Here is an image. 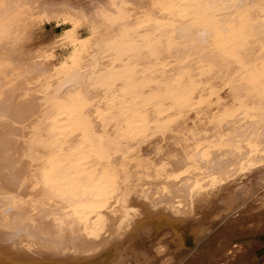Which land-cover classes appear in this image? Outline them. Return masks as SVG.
<instances>
[{
    "label": "bare ground",
    "instance_id": "6f19581e",
    "mask_svg": "<svg viewBox=\"0 0 264 264\" xmlns=\"http://www.w3.org/2000/svg\"><path fill=\"white\" fill-rule=\"evenodd\" d=\"M262 164L264 0H0V264L254 260Z\"/></svg>",
    "mask_w": 264,
    "mask_h": 264
},
{
    "label": "rangeland",
    "instance_id": "374dc122",
    "mask_svg": "<svg viewBox=\"0 0 264 264\" xmlns=\"http://www.w3.org/2000/svg\"><path fill=\"white\" fill-rule=\"evenodd\" d=\"M62 29H63V27H58V28H54V29H51V27H47V31L44 33V35H51V33H59L60 31H62ZM49 32V33H48ZM250 172V173H249ZM248 173H247V175L249 176V178H255V177H259V175L260 174H262V173H264V164H262V165H259V166H257L255 169H253V170H251V171H249ZM261 172V173H260ZM234 183V180H232L231 181V185ZM264 190V189H263ZM263 190H259L258 191V193L256 194V195H253V197L252 198H254V197H256L257 195H259ZM251 198V199H252ZM250 200H248L247 201V203L249 202ZM221 217L219 218V221H221L222 220V223L221 222H218V224L217 225H219V226H217V228H216V230H218L216 233H217V236L216 237H219V240H217L218 238H214V241L212 242V244L211 243H206V244H204L200 249H199V252H197L196 253V255L194 256V255H192V254H189L187 257H182L181 259H179L178 261H177V263L176 264H185L188 260H191L192 258L193 259H205V260H207L206 262V264H214L216 261H220L218 264H264V253H262V254H258L257 252H256V254H255V259L253 260V257H250L252 254H247V253H245V252H242L243 253V255H242V253H241V255L238 257V256H234V257H230V259L228 258V259H224V257H225V255H226V248L230 245V243H232V242H236V241H238L239 239H241V238H239L238 236H237V239H236V235H235V233L237 232V231H242L243 232V230H245V229H243V230H241L239 227L238 228H236V229H231V228H229V226H227V224L229 225L230 224V222H227V221H229L228 219L230 218V217H228V214H221L220 215ZM227 218V220H225ZM224 219V220H223ZM223 227V228H222ZM222 231H221V230ZM237 229H239V230H237ZM235 230V231H234ZM222 232V233H221ZM219 233H220V235H219ZM223 233H227L226 235L227 236H225ZM234 233V234H233ZM219 235V236H218ZM234 235H235V237H234ZM229 236V237H228ZM220 238H222V239H220ZM230 239H231V241H230ZM253 239H255V238H251L250 240H253ZM229 240V241H228ZM217 241V242H216ZM223 241V242H222ZM216 242V243H215ZM220 242V243H219ZM224 242H227V243H224ZM218 243V244H217ZM222 243V244H221ZM241 243H243V242H241ZM225 244H227V245H225ZM213 245H215V247L213 246ZM220 245V246H219ZM218 248H217V247ZM215 248V249H214ZM216 250V251H215ZM211 251V252H210ZM209 252H210V254H209ZM220 252H221V254H220ZM218 254V255H217ZM202 255H203V257H202ZM223 255V256H222ZM245 255V256H244ZM260 255V256H259ZM199 256H201V257H199ZM216 257V258H215ZM242 257V258H241ZM245 257V258H244ZM247 257V258H246ZM212 258V259H211ZM232 258V259H231ZM187 259V260H186ZM209 260H211V262L209 261ZM234 260V261H233ZM223 261H224V263H223ZM181 262V263H180Z\"/></svg>",
    "mask_w": 264,
    "mask_h": 264
}]
</instances>
